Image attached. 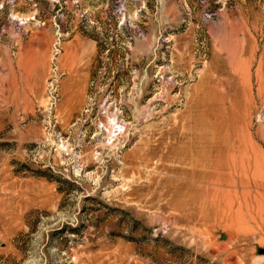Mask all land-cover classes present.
<instances>
[{
    "label": "rangeland",
    "instance_id": "1",
    "mask_svg": "<svg viewBox=\"0 0 264 264\" xmlns=\"http://www.w3.org/2000/svg\"><path fill=\"white\" fill-rule=\"evenodd\" d=\"M263 48L264 0H0V264H264V187L182 152L241 74L224 127L264 162Z\"/></svg>",
    "mask_w": 264,
    "mask_h": 264
},
{
    "label": "bare ground",
    "instance_id": "2",
    "mask_svg": "<svg viewBox=\"0 0 264 264\" xmlns=\"http://www.w3.org/2000/svg\"><path fill=\"white\" fill-rule=\"evenodd\" d=\"M259 63H261L263 65V68H264V48H263V52L261 54ZM263 76H264V69H263ZM222 78L224 81L222 84H220V83L215 84L214 83V85H212L208 81V79L206 80L205 78L200 81L201 82L200 83L201 94L199 96L200 97L199 106L202 108L201 109L202 115L199 114L200 116L197 118V120L194 124V128L197 131H194L196 133V135H195L194 140L191 142L192 144H189L187 148L185 147L186 149L183 150L182 152L186 153L187 150H189V148H192L193 150H195L193 152L194 154L190 155V156H191V159H193L194 165L200 166V168L203 169L201 173L199 172V174L198 175L196 174V175L198 177H200V179L203 182L207 183V185L205 186L207 192L208 191L210 192V190L220 192V190H223L226 188H233V189L234 188H236V189L237 188L238 189L249 188L250 189V187H254V186H256V187H262L263 186L264 187V180L263 179H256V175L259 172H260V174L262 173V175H264L263 168L261 167V166L264 167V162L263 163H261V161L258 162L256 157L251 156V154L254 152V150L259 151L260 147L255 145L256 143H253V142L246 144L244 141H241L239 139L237 129L236 130L233 128L228 129V128L224 127V124L226 121L224 119V116H223L224 115V105H225V100L227 99L224 96L225 90H227V93L230 96V100H229L230 103H232V102L238 103L240 101L241 97H244V95H245V92H246L245 84H247V83L243 84V82L241 81V79H242L241 74H239V76L237 77L238 80L236 78L235 79L233 78L234 81L231 80L230 75L229 76L226 75L225 77H222ZM256 94H257V92H256ZM243 102H242V104H243ZM242 104H240V105L243 106ZM233 110H231V111H233ZM249 112H251V111H249ZM241 119H243V118H241ZM229 121H230V119H229ZM250 125H251V123H250ZM234 136L235 137L237 136V139L234 138ZM239 155H245L247 157V161H243L242 158L238 159ZM182 156L183 155L181 154V157ZM243 172L246 174L245 180L243 179V175H244ZM229 178L232 179V181H229ZM235 190H234V192H236ZM258 190H260V189H258ZM199 191H197V192H199ZM211 194H212V192H211ZM229 194H231V193H229ZM225 195H227V194L225 193ZM244 195H246V194H244ZM236 196H237V194H236ZM252 196H254V195H252ZM231 199H233V198H231ZM228 201H229V198H228ZM242 202H244V201H242ZM252 202L253 201L251 200V204H252ZM220 203H222V202L220 201ZM215 204L217 205L216 202H215ZM224 204H223V207L225 206ZM204 205L206 206V205H208V203L204 204ZM240 211H241V208H240ZM202 212H201V214H202ZM225 212H226V210H225ZM207 213H208V211H207ZM203 214H204V212H203ZM238 214L240 215L239 212H238ZM241 215H242V212H241ZM229 216H231V215L229 214ZM206 217L204 216V218H206ZM216 217H218V216H216ZM220 221H221V219H220Z\"/></svg>",
    "mask_w": 264,
    "mask_h": 264
}]
</instances>
